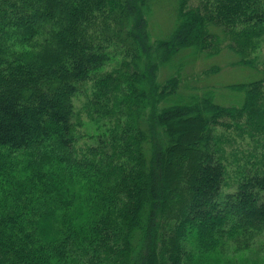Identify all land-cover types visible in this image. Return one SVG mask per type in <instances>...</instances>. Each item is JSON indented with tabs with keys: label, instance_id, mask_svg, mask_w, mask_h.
Segmentation results:
<instances>
[{
	"label": "trees",
	"instance_id": "16d2710c",
	"mask_svg": "<svg viewBox=\"0 0 264 264\" xmlns=\"http://www.w3.org/2000/svg\"><path fill=\"white\" fill-rule=\"evenodd\" d=\"M190 1L151 42L150 0H0V264H221L264 235V0ZM225 46L261 76L226 85L238 106L175 61ZM249 140L226 191V145Z\"/></svg>",
	"mask_w": 264,
	"mask_h": 264
},
{
	"label": "rangeland",
	"instance_id": "374dc122",
	"mask_svg": "<svg viewBox=\"0 0 264 264\" xmlns=\"http://www.w3.org/2000/svg\"><path fill=\"white\" fill-rule=\"evenodd\" d=\"M198 2L199 0L190 1L191 5H197ZM178 3L179 0H150L148 33L151 42L170 36L177 21ZM183 53L184 52L180 53L175 61H177V64H184V75H193L194 80L198 83L195 85L199 86L200 90H204L208 87L212 88L215 91L216 101L224 105L238 106L243 103L245 97L244 92L229 89L226 87L227 84L249 82L261 77L258 70L239 64V54L228 46H225L220 53L212 56H207L205 54L198 56L190 52L186 54ZM181 56H183V59L179 61ZM256 56L258 65L263 66L264 37L261 38L251 58H256ZM174 66L175 64L172 63L161 65L158 71V81L163 83L173 75ZM111 67L112 66H109L107 68ZM210 68H213V71L211 70V73L203 75V72ZM185 81L186 77L184 76L183 85ZM88 93H91V83L83 87L82 91L74 97V108L76 112L74 119L77 124V133L80 136L78 142L79 146H85L86 143H91V139L88 138L87 134L92 133L94 129V122L89 118L86 112ZM228 133L235 135V132L232 130ZM226 137L228 136L226 135ZM243 151H245L248 156L249 153H254V144L249 140L243 142L239 141L234 144L227 143L226 145L228 158L226 191H233L236 187L238 180L236 162L239 161V158H241L240 162H244ZM213 253H216L215 256L219 258L221 264L238 263L241 258H245L248 262L256 264L262 260L264 255V235L255 239L252 245L246 250H236L234 244H232L229 250L226 249V246L223 248V246L220 245Z\"/></svg>",
	"mask_w": 264,
	"mask_h": 264
}]
</instances>
